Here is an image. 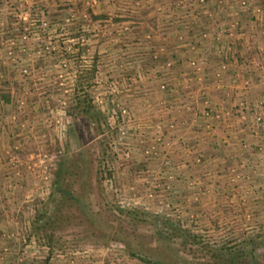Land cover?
I'll return each mask as SVG.
<instances>
[{"label":"rangeland","instance_id":"rangeland-1","mask_svg":"<svg viewBox=\"0 0 264 264\" xmlns=\"http://www.w3.org/2000/svg\"><path fill=\"white\" fill-rule=\"evenodd\" d=\"M249 4L235 0L242 15ZM196 5L210 8L207 0H196ZM74 6L65 0H0V229L17 239H4L0 263L145 264L82 227L56 233L52 244L35 237L30 224L49 203L58 165L79 154L93 201L112 207L108 219L114 224L125 219L154 254L166 255L164 247L174 245L179 250L172 254L206 260L212 248L251 240L264 261V97L256 111L250 104L244 108V101L237 105L251 141L242 139L236 158L212 172L204 167L202 154L192 155L191 139H183L192 131L208 136L213 123L230 113L205 99L193 111L196 90L187 77L202 80L196 75L203 70L201 60L180 61L175 83L145 81L146 72L161 67L159 50L144 47V30L134 22L139 4L80 0ZM95 7H112L114 15L94 13ZM66 9L67 14L57 15ZM229 26L235 28L236 21ZM213 28L224 47L232 34L223 25ZM194 50L189 54L195 55ZM218 52L231 58L224 49ZM254 53L246 65L255 64L256 55L264 58ZM170 67L165 64L162 70ZM172 84L177 96L171 95ZM85 93L91 97L90 113L73 117L68 107L74 96ZM219 176L228 188L224 194ZM134 212L144 215L133 222ZM152 214L175 222L182 235L162 238Z\"/></svg>","mask_w":264,"mask_h":264},{"label":"crops","instance_id":"crops-1","mask_svg":"<svg viewBox=\"0 0 264 264\" xmlns=\"http://www.w3.org/2000/svg\"><path fill=\"white\" fill-rule=\"evenodd\" d=\"M65 1H69L72 9L80 2V0ZM134 2L139 4V15L135 16L137 20L134 22L139 24L141 30H144V47L159 50L157 60L161 70H158L157 73L154 72L155 74L146 72L145 81L149 79L167 81L168 79L175 83L180 78V61L186 62V58L197 57L201 60L203 70L197 71L196 75L201 74L202 80L200 78L196 80V76L194 78L187 77L188 82L196 90L193 94L196 98L192 107L193 111H198L204 99L219 108L229 110L230 113L222 117L221 121L213 123L212 129L208 131V136L202 135L203 131L201 130L200 132L194 131V133L192 131L190 137H183L186 141L191 139V152L194 153L192 155L202 154L204 156L202 160L205 161V168L209 167L212 172L224 168L226 161L230 164L236 158L241 140L244 138L250 140L246 137L248 126L246 121L239 117L237 111L240 107L237 105L244 101L246 103L244 108L250 104V110L256 111L257 104L264 97V87L261 86L262 81L264 82V66H261L264 63V58L261 57L259 60L256 55L257 58L253 61L256 62L255 64L246 65L244 63L247 56L253 52L264 55V0H250L249 12L244 11L243 15L235 5V0H207L210 8L203 7L200 10L196 5V0H134ZM93 10L94 13H102L108 17L114 15L112 7H107L106 10H99L95 7ZM68 12L69 9H66L57 15ZM213 20L218 22L214 25H223L225 31L232 34L229 40H225L224 47L216 38ZM232 21H236L235 28L229 26ZM195 31L197 34L193 36ZM193 48H195V55H190L189 51ZM219 49H224L226 55L230 54L231 58L228 56L224 58L222 54H219ZM170 53L171 57H168ZM181 56L183 58L180 60ZM224 62H226V66L222 65ZM165 64L171 66L169 72L162 70V66ZM182 76L185 77V74ZM80 84L84 83L80 82ZM171 87H173L171 95L177 96L175 94L177 85L172 84ZM193 126H188V128ZM219 162L220 166H218ZM191 173V181L196 188L198 186L196 170L194 169ZM219 177L224 194L228 188L224 187L226 183L221 179V176ZM223 199L228 201L229 198L223 195ZM8 225L10 226V224ZM3 229L5 228L0 229V245L5 243V238L9 239L7 241H17L15 237L4 236ZM6 232H8L7 229ZM13 245L17 246L15 242ZM11 256H17L16 250H11ZM12 260H8L7 264H19Z\"/></svg>","mask_w":264,"mask_h":264},{"label":"trees","instance_id":"trees-1","mask_svg":"<svg viewBox=\"0 0 264 264\" xmlns=\"http://www.w3.org/2000/svg\"><path fill=\"white\" fill-rule=\"evenodd\" d=\"M3 101L8 104L9 99L3 96ZM91 106V97L85 93L82 97L74 96L68 108L70 109L69 113L76 117L77 114L90 113ZM69 128L74 133L73 135L80 140L76 125L71 124ZM80 156L81 154L77 157L74 156L73 162L62 161L58 165L55 172V188L49 203L38 210L31 221V230L40 242L52 244L56 239V233L82 227L110 244L121 245L129 251L131 256L137 257L145 264H264V261L255 253L257 248L251 240L243 242V245L240 246L212 248L206 260L172 254L179 250L174 245L164 247L163 252H167L166 255L154 254L153 250L147 247L142 234L125 226L127 223L125 219L122 220L123 223L117 224L108 219L106 213L113 211L112 207H101L93 201L92 191L84 173V160ZM139 215H144V213L134 212L132 221L135 222ZM152 222L158 224L156 233L168 241L181 232L178 226L176 228L175 222L160 214H152ZM262 236L264 239V234ZM173 244L177 243L174 241ZM183 244L184 241L180 242L181 246Z\"/></svg>","mask_w":264,"mask_h":264}]
</instances>
